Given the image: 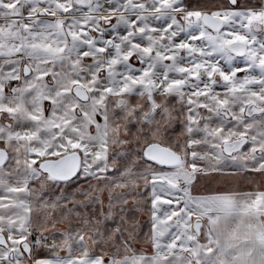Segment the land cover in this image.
Wrapping results in <instances>:
<instances>
[{
    "label": "snow or ice",
    "instance_id": "obj_1",
    "mask_svg": "<svg viewBox=\"0 0 264 264\" xmlns=\"http://www.w3.org/2000/svg\"><path fill=\"white\" fill-rule=\"evenodd\" d=\"M0 264H264V0H0Z\"/></svg>",
    "mask_w": 264,
    "mask_h": 264
},
{
    "label": "rangeland",
    "instance_id": "obj_2",
    "mask_svg": "<svg viewBox=\"0 0 264 264\" xmlns=\"http://www.w3.org/2000/svg\"><path fill=\"white\" fill-rule=\"evenodd\" d=\"M237 188L243 189V190H249V185L244 182H240L239 184L236 185Z\"/></svg>",
    "mask_w": 264,
    "mask_h": 264
}]
</instances>
